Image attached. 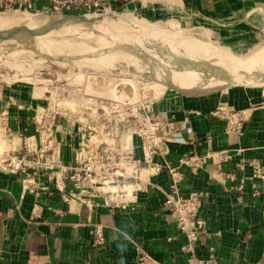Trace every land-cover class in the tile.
I'll return each instance as SVG.
<instances>
[{
	"label": "crops",
	"instance_id": "crops-1",
	"mask_svg": "<svg viewBox=\"0 0 264 264\" xmlns=\"http://www.w3.org/2000/svg\"><path fill=\"white\" fill-rule=\"evenodd\" d=\"M193 1L209 15L230 13L236 5ZM168 79L181 94L206 98L147 109L166 129L159 133L165 152L151 160L138 128L121 123L116 134L98 125L111 130L89 138L83 122L60 114L52 122V140H41L38 123L44 114L53 116L49 86L0 80L1 156L44 151L64 164L83 165L78 155L86 142L107 144L112 153L99 163L94 183L84 186L58 171L28 176L0 168V264H191L186 237L164 204L171 168L181 173L183 195L207 193L199 257L206 264H264V88L218 98L213 96L222 85L214 79L205 86ZM193 153L204 158L196 170L180 164ZM96 230L103 244L95 242Z\"/></svg>",
	"mask_w": 264,
	"mask_h": 264
},
{
	"label": "rangeland",
	"instance_id": "rangeland-1",
	"mask_svg": "<svg viewBox=\"0 0 264 264\" xmlns=\"http://www.w3.org/2000/svg\"><path fill=\"white\" fill-rule=\"evenodd\" d=\"M150 1L43 0L28 11L0 12V20L22 18V14L39 18L22 19L15 22L16 27L1 24L8 31H0L1 38L19 29L21 36L30 34L28 30L38 27L51 38L45 40L41 35L0 47V80L42 81L49 86L51 108L83 122L91 132L89 138L111 128L116 134L123 130L121 124L138 128V118L147 109L158 111L205 100L181 94L166 84L168 78L190 80L196 86H205L204 80L212 78L222 85L213 96L218 98L264 88V74L258 73L264 59H257L264 57V0H235L234 10L223 15L204 13L193 0ZM132 3L143 7L127 11L119 26L83 21L90 12L100 10L122 14ZM141 62L179 74L134 72V65ZM223 67L240 72L239 78L224 72L194 77L196 72ZM243 67L256 73L247 71L246 75ZM98 125L111 128L103 131Z\"/></svg>",
	"mask_w": 264,
	"mask_h": 264
},
{
	"label": "built area",
	"instance_id": "built-area-1",
	"mask_svg": "<svg viewBox=\"0 0 264 264\" xmlns=\"http://www.w3.org/2000/svg\"><path fill=\"white\" fill-rule=\"evenodd\" d=\"M43 0H0V12H6L11 9H28L41 4ZM53 110V116L47 114L42 115L41 123H38V132L41 140H52V122L56 115H60L56 109ZM47 113V112H46ZM138 130L143 138V149L145 154L151 160L155 154H163L165 152V139L159 135L161 131L166 132V129L160 118L152 112L146 111L138 118ZM85 150L88 155H82ZM80 161L85 158L83 165H67L61 161H56L48 156L44 151H41L36 157H26L18 155H0V168L7 172L23 173L28 176L39 174L42 171H58L69 177L79 185H87L94 183L97 178L99 163L105 160L112 159V153L106 145H95V148L90 146L88 142L84 143L79 151ZM204 158L197 154H187L180 158V164L191 166L192 170H196L202 165ZM172 173V181L170 190L164 192V204L175 217L176 223L181 232L186 237V244L183 249L191 254V264H206L197 253V243L199 238L207 233V222L201 217L200 209L203 201L207 196L204 191H191L188 195H183L179 189L181 173L176 168L170 169ZM95 242L103 244L104 236L99 230L95 232ZM147 255L142 257L145 259ZM210 259H214L213 254H210Z\"/></svg>",
	"mask_w": 264,
	"mask_h": 264
},
{
	"label": "bare ground",
	"instance_id": "bare-ground-1",
	"mask_svg": "<svg viewBox=\"0 0 264 264\" xmlns=\"http://www.w3.org/2000/svg\"><path fill=\"white\" fill-rule=\"evenodd\" d=\"M147 1H149L150 3H152L153 1H150V0H147ZM163 1V0H162ZM149 2H147V4H149ZM156 3V2H155ZM166 3V2H165ZM147 4H145V5H147ZM141 7H143V6H141ZM139 5H135V4H129L127 7H126V9L124 10V12L122 13V14H119V13H117V12H108V11H103V10H100V11H97V12H90L89 14H85L86 16H85V18H84V16H82V17H80V18H84V22H85V24H88V25H111V26H119V24H120V22H121V19L123 18V16L126 14V12L127 11H135V10H138L139 8H141ZM136 13V12H135ZM8 16H9V14H8ZM17 16V15H16ZM7 17V16H6ZM122 17V18H121ZM126 17V16H125ZM3 18V17H2ZM1 18V19H2ZM13 18V17H12ZM6 19V18H3L2 20H0V31H3V32H6L5 34H7V30L6 29H3V26L1 25V24H7V26H14V27H16V23L15 22H17V21H21L22 19H28V20H37V19H39V18H32V17H28L27 15H23L22 14V18H18L17 19V17H14L13 19ZM17 19V20H16ZM16 20V21H15ZM30 22V21H29ZM26 23V22H25ZM27 24V23H26ZM77 24V23H76ZM44 26H47V25H45L44 24ZM157 29V28H156ZM159 29V28H158ZM26 30V29H25ZM24 30V31H25ZM155 29L154 28H152V33H151V37L153 36V39H154V33L153 32H155L154 31ZM28 31H30L31 33L30 34H23V32H22V34L24 35H22L21 36V34H20V32H21V30L19 29V31H17V33L16 32H10L9 33V36H5V38H1L0 37V47L2 48H9V47H11L13 44H15V43H17V44H23L24 42H22V40H24V41H29V39H31V38H39V37H44L45 35H43L45 32L41 29V28H35V29H33V30H28ZM165 31V30H164ZM167 32V31H166ZM4 34V35H5ZM15 34H17V36H14ZM142 34V33H141ZM149 34V33H148ZM3 35V36H4ZM42 35V36H41ZM42 37V38H43ZM46 37V36H45ZM63 37H65V36H63ZM19 39H21L20 41H19ZM46 39H49V37H46L45 38V40ZM51 39V38H50ZM49 39V40H50ZM64 39V38H63ZM150 39V38H149ZM42 41H44V40H42ZM19 42V43H18ZM69 45V44H68ZM71 47H73V45H70ZM0 48V49H1ZM201 55V54H200ZM261 55H259V57L257 58L258 59V61H260V60H262V59H264V57H260ZM115 57H117V56H115ZM114 57V58H115ZM216 57V56H215ZM228 58V57H227ZM235 58V57H234ZM118 59V58H117ZM151 59H149V61H150ZM190 60V59H189ZM153 61V60H152ZM218 61V60H217ZM231 61V60H230ZM235 62V61H234ZM246 62H248V63H250L249 61H246ZM142 64H139V65H134V72H143V73H147V74H155V73H161V74H167V75H172L173 74V76H175V74H179L176 70H169V71H167V70H161L160 68H157V67H154V66H150V62H141ZM150 63V64H149ZM230 63V62H229ZM228 63V64H229ZM216 64V63H215ZM215 67V66H214ZM201 68V67H200ZM240 68V67H239ZM133 69V68H132ZM196 69V68H195ZM221 69V70H220ZM218 68V69H215L214 68V70L213 69H211V70H207V71H199V72H196L197 73V75H194V77H198V76H208V77H210V75L211 74H213V73H216V74H222V72H224L225 74H229L230 76H234V78H239L238 76H240V72H237V73H235V71H234V73L233 72H230V71H228L227 69H225V67H223V68ZM236 69H238V68H235V70ZM258 69H259V71H258V73H260V74H264V65H262V66H259L258 67ZM247 71H251V72H255L256 73V71L254 70V69H251V67H249V68H247V67H243V73L244 74H248L247 73ZM257 73V74H258ZM237 74H238V76H237ZM249 75H251V74H249ZM190 77H193V76H190ZM252 76H250V77H247V78H249V79H253V78H251ZM254 77V76H253ZM212 80V78H210V79H207V82H210ZM204 81H206V79L204 80ZM131 86V85H130Z\"/></svg>",
	"mask_w": 264,
	"mask_h": 264
},
{
	"label": "trees",
	"instance_id": "trees-1",
	"mask_svg": "<svg viewBox=\"0 0 264 264\" xmlns=\"http://www.w3.org/2000/svg\"><path fill=\"white\" fill-rule=\"evenodd\" d=\"M115 7H120L121 5H114Z\"/></svg>",
	"mask_w": 264,
	"mask_h": 264
},
{
	"label": "water",
	"instance_id": "water-1",
	"mask_svg": "<svg viewBox=\"0 0 264 264\" xmlns=\"http://www.w3.org/2000/svg\"><path fill=\"white\" fill-rule=\"evenodd\" d=\"M70 61V60H69ZM88 67H91V66H88ZM257 86H260V85H257ZM262 86V85H261Z\"/></svg>",
	"mask_w": 264,
	"mask_h": 264
}]
</instances>
